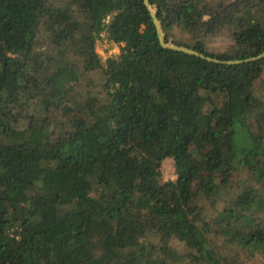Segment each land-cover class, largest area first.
<instances>
[{"label":"trees","instance_id":"1","mask_svg":"<svg viewBox=\"0 0 264 264\" xmlns=\"http://www.w3.org/2000/svg\"><path fill=\"white\" fill-rule=\"evenodd\" d=\"M149 4L205 58L144 0H0V264H264V58L206 59L264 52V0Z\"/></svg>","mask_w":264,"mask_h":264},{"label":"rangeland","instance_id":"2","mask_svg":"<svg viewBox=\"0 0 264 264\" xmlns=\"http://www.w3.org/2000/svg\"><path fill=\"white\" fill-rule=\"evenodd\" d=\"M230 31L228 29H225L221 31L217 36L211 37L206 41V45L209 49L213 52H223L229 49L230 46H232V39L229 37ZM95 51L97 55L99 56L102 63L105 62V60L112 56H117L119 54V47L114 44H108L105 40L97 41L95 44ZM94 78V76H92ZM254 94L261 98L264 102V73L262 78L258 79L254 86ZM254 119L251 117L248 120L249 127L253 128L254 126ZM22 126L25 125V123ZM162 175L164 180L168 179H174V167H173V160L172 159H166L162 163ZM182 254V249L180 247L177 248ZM250 260H254L256 262L260 261V256L255 255L254 258H245V252L242 250L237 252L229 253L228 255L223 257V262L225 264H243V263H249Z\"/></svg>","mask_w":264,"mask_h":264},{"label":"water","instance_id":"3","mask_svg":"<svg viewBox=\"0 0 264 264\" xmlns=\"http://www.w3.org/2000/svg\"><path fill=\"white\" fill-rule=\"evenodd\" d=\"M146 7L148 8L149 12H150V16L153 20V24L155 26L157 35H158V39H159V43L160 45L165 48V49H170V50H174V51H179V52H184L187 54H191V55H196V56H200L202 58H205L203 55L199 54L198 52L186 48V47H182V46H176V45H172V44H166L165 40H164V35L161 31V26L160 23L158 22L157 18H156V14L155 11L153 9V7L149 4V0H144ZM264 58V52L259 54L258 56L252 57V58H248V59H244V60H229V61H220L217 59H212L209 57H206V59L210 62H216V63H225V64H242V63H248V62H252V61H257L260 59Z\"/></svg>","mask_w":264,"mask_h":264}]
</instances>
